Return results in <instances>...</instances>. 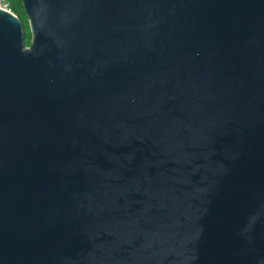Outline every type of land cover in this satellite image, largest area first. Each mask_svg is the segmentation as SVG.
<instances>
[{"label": "water", "instance_id": "1", "mask_svg": "<svg viewBox=\"0 0 264 264\" xmlns=\"http://www.w3.org/2000/svg\"><path fill=\"white\" fill-rule=\"evenodd\" d=\"M0 9V264H264V0Z\"/></svg>", "mask_w": 264, "mask_h": 264}, {"label": "trees", "instance_id": "2", "mask_svg": "<svg viewBox=\"0 0 264 264\" xmlns=\"http://www.w3.org/2000/svg\"><path fill=\"white\" fill-rule=\"evenodd\" d=\"M6 1L9 4L11 12L20 20L25 34V46H29L31 36L29 33L28 23L25 18V14L20 0H6Z\"/></svg>", "mask_w": 264, "mask_h": 264}, {"label": "built area", "instance_id": "3", "mask_svg": "<svg viewBox=\"0 0 264 264\" xmlns=\"http://www.w3.org/2000/svg\"><path fill=\"white\" fill-rule=\"evenodd\" d=\"M0 9L3 10V11H6L8 13L13 14L11 12L10 7H9V4H8V2L6 0H0Z\"/></svg>", "mask_w": 264, "mask_h": 264}]
</instances>
